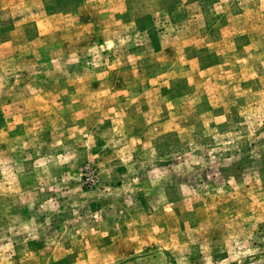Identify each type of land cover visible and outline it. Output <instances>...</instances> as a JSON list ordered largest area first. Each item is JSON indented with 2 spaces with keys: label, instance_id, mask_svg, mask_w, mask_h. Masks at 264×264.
I'll list each match as a JSON object with an SVG mask.
<instances>
[{
  "label": "rangeland",
  "instance_id": "374dc122",
  "mask_svg": "<svg viewBox=\"0 0 264 264\" xmlns=\"http://www.w3.org/2000/svg\"><path fill=\"white\" fill-rule=\"evenodd\" d=\"M0 264H264V0H0Z\"/></svg>",
  "mask_w": 264,
  "mask_h": 264
}]
</instances>
